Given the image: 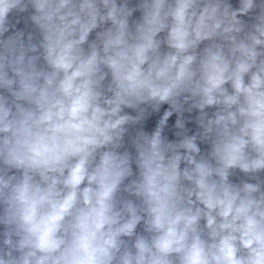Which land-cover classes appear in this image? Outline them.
Here are the masks:
<instances>
[{
	"label": "clouds",
	"instance_id": "1",
	"mask_svg": "<svg viewBox=\"0 0 264 264\" xmlns=\"http://www.w3.org/2000/svg\"><path fill=\"white\" fill-rule=\"evenodd\" d=\"M0 264H264V0H0Z\"/></svg>",
	"mask_w": 264,
	"mask_h": 264
}]
</instances>
